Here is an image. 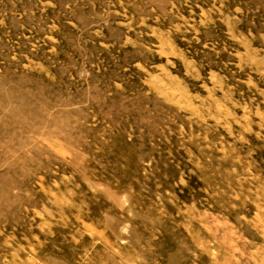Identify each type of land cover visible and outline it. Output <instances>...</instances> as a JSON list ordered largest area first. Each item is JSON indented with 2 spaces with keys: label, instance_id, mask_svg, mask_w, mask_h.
I'll return each instance as SVG.
<instances>
[{
  "label": "rangeland",
  "instance_id": "374dc122",
  "mask_svg": "<svg viewBox=\"0 0 264 264\" xmlns=\"http://www.w3.org/2000/svg\"><path fill=\"white\" fill-rule=\"evenodd\" d=\"M0 264H264V0H0Z\"/></svg>",
  "mask_w": 264,
  "mask_h": 264
}]
</instances>
